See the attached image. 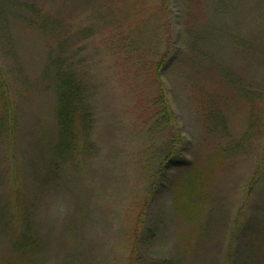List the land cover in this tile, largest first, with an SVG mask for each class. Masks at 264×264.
I'll list each match as a JSON object with an SVG mask.
<instances>
[{"label":"rangeland","instance_id":"rangeland-1","mask_svg":"<svg viewBox=\"0 0 264 264\" xmlns=\"http://www.w3.org/2000/svg\"><path fill=\"white\" fill-rule=\"evenodd\" d=\"M161 3L0 0V264H264V0ZM58 43L85 86L73 154ZM164 55L174 148L151 117ZM189 168L203 192L183 204Z\"/></svg>","mask_w":264,"mask_h":264},{"label":"trees","instance_id":"trees-1","mask_svg":"<svg viewBox=\"0 0 264 264\" xmlns=\"http://www.w3.org/2000/svg\"><path fill=\"white\" fill-rule=\"evenodd\" d=\"M162 6L160 9H168L169 0H161ZM40 13H44L41 12ZM51 14H46L44 17H37L34 20L37 25L43 22V25L52 26ZM58 54L53 56L52 65L49 66L48 73L51 75V83L54 86L56 92L55 98V121H56V133L59 140V152H69L71 154L76 152V145L78 144V130L81 129L85 119V111L82 109L87 103L82 89L84 84L78 75V71L70 66H65L63 61L65 52H69L68 48L58 43ZM167 54V52H165ZM167 55L162 56L151 68L148 75L149 80L154 81L155 94L152 98V114L151 117L154 121L160 120L164 125L167 135V141L171 146L182 145L184 139L183 136L176 133V120L174 112L169 104L166 87L162 81V71L164 69V60ZM47 73V74H48ZM77 73V74H76ZM85 90V89H84ZM83 95V96H82ZM207 115H211L208 110ZM171 152L170 154H172ZM181 158V157H180ZM176 158L173 155L167 157V162H171L174 166L184 168L187 165L185 159ZM187 168V166H185ZM200 169L189 168L181 180L180 184V199L183 204H188L196 196L203 192V187L200 186L203 176L199 173Z\"/></svg>","mask_w":264,"mask_h":264}]
</instances>
